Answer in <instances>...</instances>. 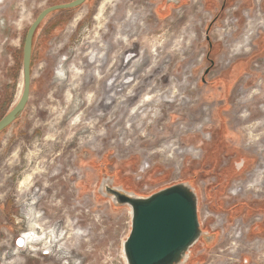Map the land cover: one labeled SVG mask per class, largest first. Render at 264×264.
<instances>
[{
    "label": "rangeland",
    "instance_id": "obj_1",
    "mask_svg": "<svg viewBox=\"0 0 264 264\" xmlns=\"http://www.w3.org/2000/svg\"><path fill=\"white\" fill-rule=\"evenodd\" d=\"M69 1L0 0V118L22 91L29 25ZM101 1L52 12L35 31L28 101L0 131V264H126L129 207L105 186L148 195L180 182L195 188L203 232L184 264H264L259 212L244 204L264 197V125L252 128L264 121V0L211 12L186 0L158 15L161 0H112L96 19ZM91 51L104 52L103 68ZM112 72L116 83L132 75L103 98L97 75ZM209 150L218 163L202 166Z\"/></svg>",
    "mask_w": 264,
    "mask_h": 264
},
{
    "label": "water",
    "instance_id": "obj_2",
    "mask_svg": "<svg viewBox=\"0 0 264 264\" xmlns=\"http://www.w3.org/2000/svg\"><path fill=\"white\" fill-rule=\"evenodd\" d=\"M85 1L71 0L48 6L29 25L22 46V91L14 106L0 118V131L19 114L28 101L32 41L38 26L50 13L75 8ZM105 189L116 203L129 207L130 229L122 243L126 264H184L188 260L191 247L203 233L195 188L187 182H180L145 196L109 184Z\"/></svg>",
    "mask_w": 264,
    "mask_h": 264
},
{
    "label": "bare ground",
    "instance_id": "obj_3",
    "mask_svg": "<svg viewBox=\"0 0 264 264\" xmlns=\"http://www.w3.org/2000/svg\"><path fill=\"white\" fill-rule=\"evenodd\" d=\"M112 0H102L101 2H100V4H99V6H98V13L96 14V19H99V17L101 16L102 17V14H103V10H104V7H105V4L107 3L108 4V2H111ZM131 6V5H130ZM134 6V5H133ZM128 16V15H127ZM98 27V26H97ZM121 32V31H120ZM249 33H251L250 32V30H248L247 32H246V35H245V37H244V39H242L241 41H239V43H237V45H236V47L239 49V48H242V49H246L247 48V46H248V41H249V36H250V34ZM121 34V33H120ZM122 36V35H121ZM125 36V35H124ZM128 36V35H127ZM146 36V35H145ZM117 37V36H116ZM114 38V37H113ZM115 39V38H114ZM113 39V40H114ZM126 39V38H125ZM123 40V39H122ZM99 42V41H98ZM126 43V42H125ZM128 43V42H127ZM128 46V45H127ZM128 49V48H127ZM102 51V50H101ZM129 51V50H128ZM88 53V52H87ZM104 54V52H94V51H91L90 52V54H89V56H90V59L91 60H93V62H95V63H97L98 65H100V67H102L103 68V66L106 64L105 63V56L103 55ZM123 54V53H122ZM127 54H130L129 52L127 53ZM126 56V55H125ZM125 56H123V62L124 61H126L127 63H126V65L132 60V58H127V57H125ZM130 56V55H129ZM127 58V59H126ZM138 62V61H137ZM105 63V64H104ZM126 67V66H125ZM97 70H98V68H97ZM130 72V71H129ZM129 72H126L123 76H120L119 78V80L120 81H118L117 83H116V81H117V75L118 74H115L114 72H112L111 74H110V76H109V78L107 79V81H105V82H103L104 81V78L103 77H100V75L98 74L97 76V78H98V81H100V83H101V86H100V88L101 89H103V91H104V94H103V98H107V94H106V92H108V91H110V92H112V96H111V98H115L116 97V95L117 94H119L124 88H125V86H126V84L127 83H129L128 81H125L124 82V79H126L128 76H131L132 74H129ZM99 73V72H98ZM134 73V72H133ZM97 74V73H96ZM127 76V77H126ZM145 77L142 79V80H140L137 84L140 86V87H142V85L140 84V82L141 81H145L146 79H148L149 78V73H148V75H144ZM122 78V79H121ZM136 78V77H135ZM137 79V78H136ZM127 99H130V97H128ZM145 100H147L148 101V96H147V98L145 99ZM143 103H144V101H143ZM103 105V104H102ZM247 117V116H246ZM261 123V124H260ZM260 123H256V122H254V123H252V128H254L255 129V127L256 126H261V125H264V121H262V122H260ZM251 128V129H252ZM252 134V130H250V133H249V135H251ZM254 135V134H253ZM256 136V135H255ZM256 139V138H255ZM261 139V138H260ZM263 139V138H262ZM249 140H250V138H249ZM249 142H251V140L249 141ZM248 142V143H249ZM256 142V141H255ZM254 142V143H255ZM258 143V142H257ZM253 144V143H252ZM254 145V144H253ZM264 146V145H263ZM246 147V146H245ZM249 147V146H248ZM246 149H247V147H246ZM192 148H190V149H186L184 152H186V153H192ZM262 162H263V168H264V159H262ZM92 164V166H95L94 165V163L92 162L91 163ZM25 179H27V178H25ZM263 180H264V173H263V175L260 177V180H257V181H259V183H257L258 184V186H262L263 184L262 183H264L263 182ZM256 181V182H257ZM21 183H23V181L21 182ZM237 183V182H236ZM236 183H234V185L236 184ZM241 189V188H240ZM238 190H239V188H234L231 192H230V194L231 195H233V196H236L237 194H238ZM255 191H257L256 190V188H255ZM36 224V223H35ZM37 233L36 232H33L32 234H22V236H20V238H19V240L16 242V245L17 246H22L23 244H26L29 240H32L33 238L35 239V237H37V235H36ZM45 245V244H44ZM47 245V244H46ZM30 246L31 247H33L31 244H30ZM124 260H125V258H124ZM126 262V261H125Z\"/></svg>",
    "mask_w": 264,
    "mask_h": 264
},
{
    "label": "crops",
    "instance_id": "obj_4",
    "mask_svg": "<svg viewBox=\"0 0 264 264\" xmlns=\"http://www.w3.org/2000/svg\"><path fill=\"white\" fill-rule=\"evenodd\" d=\"M220 1L221 0H201V2H202V4H203V7H204V9L205 10H207V11H212L213 10V8H212V6L214 5V4H216L217 6H219V3H220ZM223 2H222V5L219 7V8H221L220 9V11L222 10V7H223V5H225V2H226V0H222ZM180 4V6L181 5H183V4H185L186 3V0H170V1H168L167 2V0H166V2H165V0H161L158 4H157V10H156V14L158 15V13H164V14H166V13H168V12H171V10L173 9V8H175V5L176 4ZM214 3V4H213ZM213 4V5H212ZM264 43V42H263ZM239 67L240 68H242V67H244V64H240L239 65ZM240 70H238V72H239ZM228 82H225L224 83V85L226 86H228V84H227ZM244 87V86H243ZM211 112H212V109H211ZM189 118H191V120H195V116H191V117H189ZM188 118V119H189ZM188 121H190V120H188ZM231 131V130H230ZM241 140H242V138H241ZM242 144H243V142H242ZM245 147V146H244ZM214 154V153H213ZM210 156H213L211 153L209 154V155H207V157H205V159H207L208 157H210ZM93 167V166H92ZM94 168V167H93ZM228 168V167H227ZM229 172H228V175L227 176H230V173L232 172L231 171V169H230V167H229V170H228ZM120 179V178H119ZM118 179V180H119ZM121 186V185H120ZM122 187V186H121ZM154 192V191H153ZM152 193V192H151ZM151 193H149V194H151ZM148 194V195H149ZM141 195V194H140ZM142 196H145V195H143L142 194ZM259 202H257L258 203V205L257 206H253L251 203H248V202H244V204L245 203H247V204H249L250 206H248V208H249V210L251 209V210H256V211H258L259 212V220H258V222H254V223H252V225H251V232L252 233H257V234H261V232H264V197H262L260 200H258ZM247 208V207H246Z\"/></svg>",
    "mask_w": 264,
    "mask_h": 264
},
{
    "label": "trees",
    "instance_id": "obj_5",
    "mask_svg": "<svg viewBox=\"0 0 264 264\" xmlns=\"http://www.w3.org/2000/svg\"><path fill=\"white\" fill-rule=\"evenodd\" d=\"M64 10H66V9H64ZM33 38H34V36H33ZM32 44H33V41H32ZM243 68V67H242ZM242 68H241V70H242ZM209 154L211 153L213 156V158L215 159V161H217V163H218V156H219V154H220V151H218V150H215L214 152H212L211 150H209V152H208ZM214 153V154H213ZM205 162L204 163H202V166H204L205 164H206V162L208 161V159H205L204 160ZM211 169H213V171H215V168L214 167H210V170ZM206 170L203 168V167H200L199 169H196V170H194V172H195V174H193V175H195V176H197V174L198 173H200V172H205ZM236 206V205H235Z\"/></svg>",
    "mask_w": 264,
    "mask_h": 264
},
{
    "label": "built area",
    "instance_id": "obj_6",
    "mask_svg": "<svg viewBox=\"0 0 264 264\" xmlns=\"http://www.w3.org/2000/svg\"><path fill=\"white\" fill-rule=\"evenodd\" d=\"M206 214H210L208 211H206ZM206 217V216H205ZM19 238H20V236L17 238V240H16V242L19 240ZM17 246V245H16ZM22 247V246H21ZM17 248H18V246H17Z\"/></svg>",
    "mask_w": 264,
    "mask_h": 264
},
{
    "label": "flooded vegetation",
    "instance_id": "obj_7",
    "mask_svg": "<svg viewBox=\"0 0 264 264\" xmlns=\"http://www.w3.org/2000/svg\"><path fill=\"white\" fill-rule=\"evenodd\" d=\"M210 47H211V45H210Z\"/></svg>",
    "mask_w": 264,
    "mask_h": 264
}]
</instances>
